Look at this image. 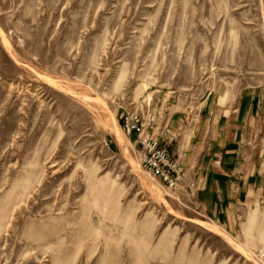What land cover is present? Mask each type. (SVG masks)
I'll return each instance as SVG.
<instances>
[{"label": "rangeland", "instance_id": "obj_1", "mask_svg": "<svg viewBox=\"0 0 264 264\" xmlns=\"http://www.w3.org/2000/svg\"><path fill=\"white\" fill-rule=\"evenodd\" d=\"M248 86L264 0H0V264H264V209L230 236L121 125Z\"/></svg>", "mask_w": 264, "mask_h": 264}, {"label": "crops", "instance_id": "obj_2", "mask_svg": "<svg viewBox=\"0 0 264 264\" xmlns=\"http://www.w3.org/2000/svg\"><path fill=\"white\" fill-rule=\"evenodd\" d=\"M157 125L194 207L230 236H241L246 221L264 209V86L216 93L196 108L178 101Z\"/></svg>", "mask_w": 264, "mask_h": 264}, {"label": "built area", "instance_id": "obj_3", "mask_svg": "<svg viewBox=\"0 0 264 264\" xmlns=\"http://www.w3.org/2000/svg\"><path fill=\"white\" fill-rule=\"evenodd\" d=\"M123 131L134 136L142 148V165L146 171L162 181L168 188L177 189L185 181L177 160L167 148L162 146L154 125L145 120L144 116L124 111L121 115Z\"/></svg>", "mask_w": 264, "mask_h": 264}, {"label": "bare ground", "instance_id": "obj_4", "mask_svg": "<svg viewBox=\"0 0 264 264\" xmlns=\"http://www.w3.org/2000/svg\"><path fill=\"white\" fill-rule=\"evenodd\" d=\"M122 133V132H121ZM124 145H125V143H124V141L122 142ZM126 149V148H125ZM136 169V168H135ZM145 178V177H144ZM151 185V184H150ZM158 190V189H157ZM202 223V222H201ZM200 223V224H201ZM202 225V224H201ZM208 225V224H207ZM205 226H206V224H205ZM209 226H210V228H211V230H212V228L214 229V230H216V231H218L219 233H223V232H221L216 226H213V225H211V224H209ZM213 231V230H212ZM215 232V231H214ZM224 236V235H223ZM225 237V236H224ZM230 240V239H229Z\"/></svg>", "mask_w": 264, "mask_h": 264}]
</instances>
